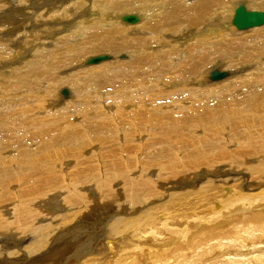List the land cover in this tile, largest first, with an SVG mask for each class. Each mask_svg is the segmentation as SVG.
Wrapping results in <instances>:
<instances>
[{
  "label": "bare ground",
  "instance_id": "1",
  "mask_svg": "<svg viewBox=\"0 0 264 264\" xmlns=\"http://www.w3.org/2000/svg\"><path fill=\"white\" fill-rule=\"evenodd\" d=\"M240 5L264 13L0 0V264H264V25Z\"/></svg>",
  "mask_w": 264,
  "mask_h": 264
},
{
  "label": "rangeland",
  "instance_id": "2",
  "mask_svg": "<svg viewBox=\"0 0 264 264\" xmlns=\"http://www.w3.org/2000/svg\"><path fill=\"white\" fill-rule=\"evenodd\" d=\"M123 17V16H122ZM124 24V23H123ZM125 25H128V26H131L130 24H128V23H125ZM127 27V26H126ZM131 27H134L133 25L131 26ZM236 28V27H235ZM261 28H264V27H261ZM250 31V30H249ZM242 32H244V31H242ZM103 55H106V54H99V55H95V56H90L89 57V59H94V58H96V57H99V56H103ZM106 56H108L109 57V55H106ZM88 59V60H89ZM101 63V62H100ZM225 171H223V170H221V173L220 174H216L217 176H218V179L221 181V182H225V181H227V184L229 185H231V186H233L231 183H233L234 184V182L232 181L233 180V176H231V175H229L228 173H230L231 171L230 170H227V169H224ZM227 170V171H226ZM227 176V177H226ZM220 177H224V178H220ZM229 177V178H228ZM237 182V181H236ZM238 182H240V181H238ZM237 182V183H238ZM236 183V184H237ZM241 184H239V185H237V186H240ZM236 186V185H235ZM115 189H116V187H115ZM247 191V190H246ZM254 192H252V193H257L256 195H260L261 193H263L264 192V185L262 186V188L261 189H259V190H253ZM244 193H245V191H244ZM251 193V192H247L246 194L247 195H249V194ZM251 193V194H252ZM104 202L103 201H99L98 202V208H102V207H104ZM95 206V205H94ZM239 206V208H242L240 205H238ZM238 206H237V208H238ZM263 207V209H261ZM262 207H259L260 209H258V208H256V209H254L253 210V212H256V213H260V212H264V206H262ZM55 207H51V209H54ZM107 209H111L110 208V206H108V207H106ZM238 208V209H239ZM47 210L48 211V213H50V214H52V212H53V210ZM60 209V208H59ZM105 209V208H104ZM235 210V209H234ZM242 210H243V208H242ZM104 211V210H103ZM103 211H101L102 213H100L99 214V218L100 217H102V216H106L107 215V212H103ZM61 212H58V214H60ZM96 213V212H95ZM94 213V214H95ZM105 213V214H104ZM239 213V212H238ZM249 213V212H248ZM54 214V213H53ZM55 214H57V213H55ZM62 214V213H61ZM82 219V218H81ZM201 230V229H200ZM96 234V233H95ZM99 235V232L97 231V236ZM126 243H128L129 245L128 246H126L125 248H124V250L126 249V250H133L134 249V246H132V245H130V242L127 240V241H125ZM125 242H124V244H125ZM141 242H147L148 244H147V246L149 247V248H152V247H154V248H152V249H158L160 246H161V243L160 242H158L157 244L159 245H157L156 243H155V241L153 240V239H149V238H147V239H145V240H142ZM28 243H26L25 245H27ZM154 244V245H153ZM123 250V251H124ZM218 252L219 251H217L216 253L218 254Z\"/></svg>",
  "mask_w": 264,
  "mask_h": 264
},
{
  "label": "water",
  "instance_id": "3",
  "mask_svg": "<svg viewBox=\"0 0 264 264\" xmlns=\"http://www.w3.org/2000/svg\"><path fill=\"white\" fill-rule=\"evenodd\" d=\"M232 23L239 30L259 27L261 25H264V13L257 11H248L245 5H240L235 10Z\"/></svg>",
  "mask_w": 264,
  "mask_h": 264
}]
</instances>
